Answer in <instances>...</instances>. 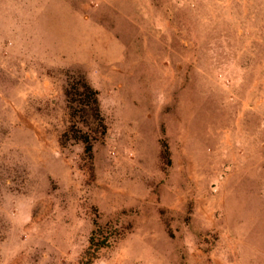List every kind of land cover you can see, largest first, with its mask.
<instances>
[{
	"label": "rangeland",
	"instance_id": "rangeland-1",
	"mask_svg": "<svg viewBox=\"0 0 264 264\" xmlns=\"http://www.w3.org/2000/svg\"><path fill=\"white\" fill-rule=\"evenodd\" d=\"M0 264H264V0H0Z\"/></svg>",
	"mask_w": 264,
	"mask_h": 264
},
{
	"label": "trees",
	"instance_id": "trees-1",
	"mask_svg": "<svg viewBox=\"0 0 264 264\" xmlns=\"http://www.w3.org/2000/svg\"><path fill=\"white\" fill-rule=\"evenodd\" d=\"M78 86H75L73 89L66 90V97L68 102H76L75 96H82L86 101L77 107L72 108L73 117H93L97 120L98 126L102 128V134H106V125L104 123V118L101 113L100 100L98 91H96L90 84H88L83 78L79 79ZM86 129V127L84 126ZM84 131V137L79 138L82 142L86 144V150L91 153L93 148V142L90 139L89 131ZM87 130V129H86ZM90 248L87 255L96 257L98 252L104 248H107L111 245V238L109 236L103 235L101 227L97 226L90 239Z\"/></svg>",
	"mask_w": 264,
	"mask_h": 264
}]
</instances>
